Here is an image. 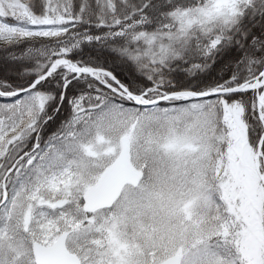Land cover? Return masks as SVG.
I'll return each instance as SVG.
<instances>
[{"label":"snow or ice","instance_id":"1","mask_svg":"<svg viewBox=\"0 0 264 264\" xmlns=\"http://www.w3.org/2000/svg\"><path fill=\"white\" fill-rule=\"evenodd\" d=\"M0 264H264V0H0Z\"/></svg>","mask_w":264,"mask_h":264}]
</instances>
